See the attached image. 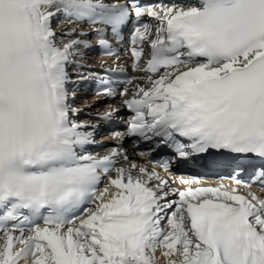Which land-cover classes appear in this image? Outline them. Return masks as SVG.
Returning a JSON list of instances; mask_svg holds the SVG:
<instances>
[{"label":"snow or ice","instance_id":"snow-or-ice-1","mask_svg":"<svg viewBox=\"0 0 264 264\" xmlns=\"http://www.w3.org/2000/svg\"><path fill=\"white\" fill-rule=\"evenodd\" d=\"M61 16L90 23L108 55V31L122 39L131 22L143 86L117 93L94 73L73 80L68 67H85L92 45L73 30L59 46ZM86 79L97 80V97H123L130 113L102 157L88 151L99 123L74 118L84 107L73 106L70 85ZM125 137L167 146L174 160L215 150L264 161V0H0V264H156L157 249L164 264H264V198L252 190L259 182L264 191V164L252 167L259 180L244 183L245 194L182 177L172 183L187 187L174 189L155 167L129 161Z\"/></svg>","mask_w":264,"mask_h":264},{"label":"bare ground","instance_id":"bare-ground-1","mask_svg":"<svg viewBox=\"0 0 264 264\" xmlns=\"http://www.w3.org/2000/svg\"><path fill=\"white\" fill-rule=\"evenodd\" d=\"M111 1V0H106ZM53 28L57 33V44L62 46L63 43L68 42V34L73 33L75 30V35L72 38H80V39H88V35L92 29V26H82L80 24L75 25L73 21L69 19H65L64 17H59L58 19L53 21ZM81 32L88 33L87 36H80ZM125 45H130L129 40L125 41ZM147 46V45H145ZM84 60L82 61L85 67L77 69L73 66L68 67L69 76L75 80L77 77V73H82L85 76H88L89 73L98 74L102 71L103 67L107 66H116L121 65L125 69H127L131 75L132 79L134 80L133 84H130L128 87L129 92L134 91V86L136 83H140L143 86V80L140 77H146L148 74L134 71L131 67L132 64V57L130 52H124L122 55L116 58H109L104 57L100 58L97 57L95 54V49L88 48L84 50ZM163 71V70H161ZM92 79L81 80L75 85H70V90L75 91V97L73 100L74 107H84V111L80 112L75 119L79 121H88L91 123H99V131L96 133V136L99 135V138H96L97 143L94 145L89 146L88 151L95 156H102L107 155L109 151L117 146V141L111 138V134L115 131H124V123L120 117H124L127 119L129 114L124 112L123 106L121 104V100L123 97L119 96L118 94L114 98H106V97H97L92 92ZM119 93V92H117ZM91 104V108L85 107V105ZM109 106L119 108L120 111L114 119H119V122L116 125L111 126L110 123H105L104 121H97V113H103L109 109ZM135 140H130L125 137L120 143L122 144V150L125 152L129 158V161H135L137 165L145 166L149 171H151L154 167L155 170L159 173L161 177L166 180H169L170 186L174 189H180L178 186H175L171 180V172L168 170L167 172L164 171L161 167H159V156L160 152L168 153V148L166 146L155 148L153 150V146L148 142H135ZM119 162L117 164L118 167H127V163L124 161L123 156L119 157ZM136 175L137 173H133ZM113 177L115 176V172L113 171L110 173ZM108 184V179L104 177L101 182L100 188L102 189L105 185ZM221 184H224L227 187H236L238 188L240 194H245L246 189L241 186L240 184H236L231 182L227 178H217V179H202L200 184L196 187H207L212 186L216 187ZM181 190V189H180ZM257 194L261 195L264 198V191L258 189H252ZM115 191V189H113ZM177 197L170 196L169 199H176ZM166 223V221H165ZM14 235H18V233H14ZM15 247L19 248V245H15ZM156 264H164V258L161 255V251L157 249L155 252ZM19 264H24V261H19Z\"/></svg>","mask_w":264,"mask_h":264},{"label":"rangeland","instance_id":"rangeland-1","mask_svg":"<svg viewBox=\"0 0 264 264\" xmlns=\"http://www.w3.org/2000/svg\"><path fill=\"white\" fill-rule=\"evenodd\" d=\"M96 138H99V135H97Z\"/></svg>","mask_w":264,"mask_h":264}]
</instances>
